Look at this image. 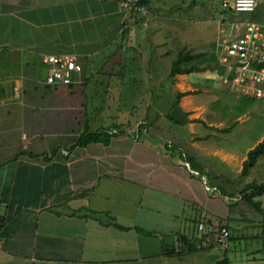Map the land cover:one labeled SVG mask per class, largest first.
<instances>
[{
  "label": "crops",
  "instance_id": "obj_1",
  "mask_svg": "<svg viewBox=\"0 0 264 264\" xmlns=\"http://www.w3.org/2000/svg\"><path fill=\"white\" fill-rule=\"evenodd\" d=\"M124 1L0 0V264H264V213L211 184L220 176L183 134L171 152L148 126L118 130L95 116L92 76L137 39ZM47 56L81 69L49 84ZM104 129L118 132L79 142Z\"/></svg>",
  "mask_w": 264,
  "mask_h": 264
},
{
  "label": "rangeland",
  "instance_id": "obj_2",
  "mask_svg": "<svg viewBox=\"0 0 264 264\" xmlns=\"http://www.w3.org/2000/svg\"><path fill=\"white\" fill-rule=\"evenodd\" d=\"M148 1L144 6L134 7L138 14L135 43H129L124 52L111 53L104 59V69L92 76L94 94L98 90L94 95L93 112L98 114L95 116L100 117L103 126H111L115 121L126 125L125 128L130 126V131H137L138 127L147 125L148 131L143 127L145 132L159 140L160 148L167 145L165 149L171 152L179 150V144L176 147L171 143L183 134L189 146L198 150L204 165L220 176L221 179H212L210 183L221 184L229 190L232 187L234 195L231 197L236 203H242L245 200L241 189L249 182L264 181V154L244 172L250 151L247 148H255L264 140V101L241 95L223 82L225 75L232 77L233 74L219 63L218 44L229 37L232 26L243 21L241 17L245 14L226 13L223 0ZM182 50L203 54L194 62L200 70L171 77L173 60ZM119 79L124 82L122 101L117 100ZM135 86L142 90L139 100L135 94L134 98H127L132 96ZM149 91V100L141 99ZM179 92L186 93L178 103L188 113L186 126L168 118ZM201 134L209 136L195 140L194 137ZM193 163L196 164L195 160ZM185 165L191 169L188 161ZM198 178L203 180L201 176ZM256 199L264 206V194ZM255 232L263 236L261 228Z\"/></svg>",
  "mask_w": 264,
  "mask_h": 264
},
{
  "label": "built area",
  "instance_id": "obj_3",
  "mask_svg": "<svg viewBox=\"0 0 264 264\" xmlns=\"http://www.w3.org/2000/svg\"><path fill=\"white\" fill-rule=\"evenodd\" d=\"M132 2L125 0L122 6L130 8ZM262 3L264 0H223V8L237 13H251ZM218 59L233 74L232 77L225 75L223 82L230 84L233 91L241 95L264 101V19L238 21L234 28L232 26L229 37L218 44ZM45 62L50 68L49 84H69L73 73L81 69L73 57L47 56ZM230 235L229 229L222 227L220 244L227 247Z\"/></svg>",
  "mask_w": 264,
  "mask_h": 264
},
{
  "label": "trees",
  "instance_id": "obj_4",
  "mask_svg": "<svg viewBox=\"0 0 264 264\" xmlns=\"http://www.w3.org/2000/svg\"><path fill=\"white\" fill-rule=\"evenodd\" d=\"M144 6V4L139 3V1H135L134 6ZM223 11H225L226 13L228 12H235L232 9H228V8H223ZM237 14H245L241 17L242 20H246V21H260L262 19H264V3H262L261 5H259V7L251 12V13H237ZM203 54H198L195 55L193 53L190 52H186L184 50H182L177 58L175 60H173L172 66H171V70H170V76L174 77L176 74H191L194 73L198 70H200L199 66L197 64H195V60L198 59L200 56H202ZM186 93L183 92H179L177 95V98L175 99L174 102H172V107H171V112L170 114H168V118L170 119V121H172L173 123L176 124H180L181 125H185L187 123V112H184L180 106H178L179 100L181 99V97H183ZM150 97V94H148L147 96H145L144 98H142L144 101L149 100L148 98ZM250 99H254V98H250ZM147 125H142V127H146ZM113 127L117 128L118 130L121 129V126L117 127L116 122L114 123ZM139 128V127H138ZM118 130L115 129V132L112 131V133H109L108 130H99V131H95V132H85L84 134L81 135L79 142L80 143H87L88 141H93V140H97L100 138V136H104L106 138H109L110 135H116ZM139 130V129H138ZM138 133V131H137ZM169 143V142H168ZM172 145H174V143H172ZM264 154V140L262 142H260L255 148L251 149L248 152V157L245 160V167H244V172L246 173L248 171V169L251 166H254L258 160V158L260 156H262ZM182 158H184L186 161H188L191 166H195L194 165V159L192 156H190L189 154L182 153ZM193 161V162H192ZM217 190V188H216ZM218 190L221 191V193L223 195H227V196H233L234 193L232 191V187L231 190H227L225 187H223L221 184H218ZM231 192V193H230ZM241 195L243 196L245 202L251 204L256 210L264 213V208L262 207V201L260 199H256L259 196H262L264 194V181H262L261 183L252 181L247 183L240 191ZM223 226L220 225L219 228V232L221 230ZM231 238V235H230Z\"/></svg>",
  "mask_w": 264,
  "mask_h": 264
},
{
  "label": "water",
  "instance_id": "obj_5",
  "mask_svg": "<svg viewBox=\"0 0 264 264\" xmlns=\"http://www.w3.org/2000/svg\"><path fill=\"white\" fill-rule=\"evenodd\" d=\"M149 1L148 0H139V3L141 4H147ZM224 261L220 260V261H217L216 264H223Z\"/></svg>",
  "mask_w": 264,
  "mask_h": 264
},
{
  "label": "clouds",
  "instance_id": "obj_6",
  "mask_svg": "<svg viewBox=\"0 0 264 264\" xmlns=\"http://www.w3.org/2000/svg\"><path fill=\"white\" fill-rule=\"evenodd\" d=\"M139 1V0H138ZM223 246V245H222ZM224 247V246H223ZM225 248V247H224Z\"/></svg>",
  "mask_w": 264,
  "mask_h": 264
}]
</instances>
